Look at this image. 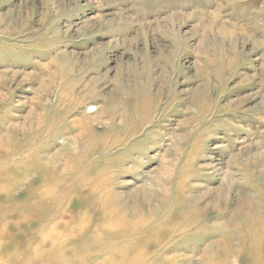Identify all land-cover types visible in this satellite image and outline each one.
I'll return each mask as SVG.
<instances>
[{"label":"rangeland","instance_id":"374dc122","mask_svg":"<svg viewBox=\"0 0 264 264\" xmlns=\"http://www.w3.org/2000/svg\"><path fill=\"white\" fill-rule=\"evenodd\" d=\"M0 264H264V0H0Z\"/></svg>","mask_w":264,"mask_h":264},{"label":"bare ground","instance_id":"6f19581e","mask_svg":"<svg viewBox=\"0 0 264 264\" xmlns=\"http://www.w3.org/2000/svg\"><path fill=\"white\" fill-rule=\"evenodd\" d=\"M64 54V53H63ZM65 60H66V58L64 59L62 56H61V58H60V60L58 61V63L57 64H55L56 65V67L58 68V69H61V68H63V66H64V64H62V63H64L65 62ZM68 61V60H67ZM67 67V66H66ZM64 69V68H63ZM63 69H61V70H63ZM70 71H71V68H70ZM65 72H63V74H64ZM74 90V89H73ZM111 102V101H110ZM148 106V109H149V111H151V105H147ZM113 108V107H112ZM117 142H118V140H117ZM117 145V144H116ZM89 145L87 144L86 145V149H87V147H88ZM90 147V146H89ZM95 153H97V151L96 150H93V152H91V153H89V156H88V158L90 157V156H93ZM164 170V169H163ZM110 171H106V170H103L101 173H100V175L97 177V178H95V181H88L89 183H93V182H95L96 184H99V183H102V179H103V177L105 176H107L108 175V173H109ZM111 179V178H110ZM105 191H107V189L105 190ZM221 194V193H220ZM118 201V200H117ZM195 207V206H194ZM199 207V206H198ZM112 213V210L111 211H107V214H111Z\"/></svg>","mask_w":264,"mask_h":264}]
</instances>
